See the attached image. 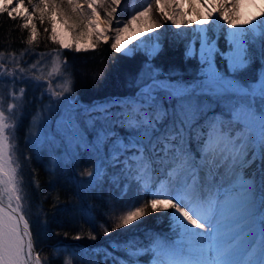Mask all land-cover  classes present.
<instances>
[{
  "label": "snow or ice",
  "instance_id": "snow-or-ice-1",
  "mask_svg": "<svg viewBox=\"0 0 264 264\" xmlns=\"http://www.w3.org/2000/svg\"><path fill=\"white\" fill-rule=\"evenodd\" d=\"M83 3L87 8L80 0H0V16L21 21L20 28L29 33L24 41L29 48L40 35L37 22L43 25L47 21L52 25L49 39L62 49H73L58 36L55 26L57 10L63 11L74 21L70 31L79 28L81 37L89 36L87 46L77 40L73 50H94L91 37L107 42L106 32L112 30L121 0ZM168 3L175 0H156L158 11L164 14ZM246 4L254 7L256 0H235L230 15L222 4L205 0L206 13L186 21L188 27L193 23L197 27L173 34V39L184 42L185 59L198 62L199 70L192 79L185 80L176 71L163 73L151 62L162 51V38H167L158 33L142 41L147 59L130 82L135 92L90 105L71 97L73 81L71 73L65 72L67 61L61 59L60 51L54 50V55L33 51L34 60L26 66L20 61L27 49L19 60L15 52L0 51V61L8 56L12 64L8 70L0 63V83L11 85L6 107L5 97L0 95V264H44L24 212L25 177L15 133L30 102L25 87L17 90V84L42 88L37 99L43 103L47 96L49 103L44 108L58 113L54 123L43 110L32 114L26 144L37 158L48 154L51 172L79 163L86 154L91 166L81 174L90 179L69 178V182L81 199L85 191L113 194L118 204L112 213L119 209L120 214L115 215L111 231H134L131 226L149 208L153 213H168L163 219L169 222V232L110 240L102 251V246H96L82 254V246L58 242L52 251L60 264H75L79 255L94 260L100 256L96 264H264V9L245 18L238 9ZM99 9L106 19H101ZM214 12H219L215 19ZM152 13L149 2L131 14L116 30L111 45L115 52H124L130 41H123V34L138 24L139 35L163 28ZM183 15L164 14L176 29L185 22ZM209 21L211 27H204ZM61 23L67 26L66 20ZM43 32L47 34L49 29ZM221 36L226 50L218 46ZM45 55H53L47 73L40 67ZM218 60L226 70L218 67ZM256 62L257 78L243 79ZM54 77L61 78L55 87ZM129 192L134 193L132 198H127ZM141 192L150 196L143 204ZM75 210L95 229L91 208ZM100 227L111 235L108 226ZM89 238L96 240L97 236L90 233Z\"/></svg>",
  "mask_w": 264,
  "mask_h": 264
},
{
  "label": "trees",
  "instance_id": "trees-1",
  "mask_svg": "<svg viewBox=\"0 0 264 264\" xmlns=\"http://www.w3.org/2000/svg\"><path fill=\"white\" fill-rule=\"evenodd\" d=\"M149 2L156 5V0H137L133 7H130L131 1L126 0L123 8L118 11V15L128 16L129 13L132 14L143 9ZM128 7H130L129 12H127ZM124 11L125 13H122ZM156 11L159 14L158 9ZM20 24L19 19L12 21L7 16H0V51L21 54L27 49V57H30L31 60H34L33 51L37 53L60 51L63 60L67 61L66 69L68 73H71L72 96L77 97L81 103L90 105L114 97L129 96L135 92V88L130 86V82L143 68L147 59L145 53L137 52L132 55L117 53L111 47L110 42L102 41L96 43L94 50L75 52L74 48L62 49L49 39L52 25L47 21L43 25L37 22L40 35L29 48L24 43L29 35L28 30L21 29ZM44 28L49 29L47 34L43 32ZM167 40L170 42H164L162 51L151 62L163 73L176 71L183 74L185 80L192 79L199 70L198 62L185 59V47L182 39H173L170 34L167 36ZM218 66L220 69L226 70L224 62L218 60ZM258 68L259 63H254L242 78L255 80ZM28 118L29 115L23 118V122L16 132V143L23 158H31L25 159L26 166L23 168L27 179L31 182L30 185L33 184V179L35 185H38L36 187L33 184L36 188L33 194L34 205L36 204L40 209L39 214H25V216L29 219L33 240L37 251L41 252L44 264H60L59 259H54L57 254L52 251V247L58 242L68 246L80 245L82 246L80 252L84 254L90 247L102 246L101 251L103 248H108L110 240H127L130 236H138L143 239L145 233H164L169 230L168 222L161 217L163 216L161 212L153 213L149 208L148 214L131 226L134 231L130 232L125 228L111 231V227L115 223V215L120 214L119 209H117V213H112V207L118 204V201L113 198V194L108 191H85L82 193L84 198L81 199V196L76 194L74 184L69 182V178L90 179L81 174L84 169L91 166L86 154L82 156L79 163L68 164L63 167V170L57 168L55 172L49 171L50 158L48 154L44 152L40 158H37L33 154L32 148L26 144L30 122ZM105 187L107 188V185ZM133 194V192H129L127 198H132ZM148 199L150 196L146 193L139 194L141 204ZM81 206L91 208V215L96 222L95 229L86 222L80 212L75 210ZM101 224L109 227L111 235L104 233L103 228L100 227ZM137 225H139L138 229ZM90 233L96 235L97 239L91 240ZM75 235H81L82 239H73ZM66 254L70 253H60L61 256ZM117 255H122V253H117ZM100 259V256H96L94 260L87 255H79L75 257V264H96V260Z\"/></svg>",
  "mask_w": 264,
  "mask_h": 264
},
{
  "label": "rangeland",
  "instance_id": "rangeland-1",
  "mask_svg": "<svg viewBox=\"0 0 264 264\" xmlns=\"http://www.w3.org/2000/svg\"><path fill=\"white\" fill-rule=\"evenodd\" d=\"M130 1H131L130 7H133L134 3L137 0H130ZM80 2H81V5L83 7L87 8V5H85L83 3V0H80ZM124 2H126V0H121L120 5L116 6L117 10L114 13V18H113L112 25H111L112 30L107 31V33H106V35L108 36L107 42H110L111 44H113L115 42L116 30L119 27H121L124 23H126L127 20L131 16L130 13L128 14V16H124L123 14H122V16L118 15V13H119L118 11H120L123 8ZM199 2L202 4V6H204L205 0H199ZM222 3H223L224 8L227 9L231 15L232 6H233V3H235V0H224ZM152 6H153V13H152L153 19L156 20L157 22H159L160 24H162L163 28H156L153 32H145L143 35H139L138 30L140 28V24H138L136 27H134L128 33L123 34V41H130V42L127 43V46L124 49V52H121V53L125 54L129 50H135L132 52V54L137 53V52L145 53V51L143 49L142 41L147 40L150 36H154L158 33H165L166 37L169 36L170 34L173 36V34L175 32H182L185 30H187L188 32H191L193 28L197 27V25L195 23H193L191 27L187 26L186 21L187 20L195 21V18L189 15L187 7L181 2V0H175V3L165 4V7H164V14H171L173 12L184 14L183 20L185 22L181 23V27L179 29H176L175 25H172L170 20H166L164 14L160 13L159 11L158 12L161 15L157 14V11H156V9H158L157 5H152ZM130 7H128L127 12H129ZM261 9H264V0H256V5L254 7H252L251 13L253 14L255 12L258 14ZM88 11H90V9H88ZM99 11L101 12V19L102 20L106 19L105 15H104V10L99 9ZM122 13H125V11ZM244 17L246 18L247 16H244ZM176 18L181 19L180 15H177ZM213 19H215L214 14H213ZM62 20L67 21V26H65L64 24L61 23ZM221 22H222L223 28L227 29L228 28L227 24L224 23L222 20H221ZM73 24H74V21L66 13H64L63 11L57 10L55 26L57 28L58 36L60 38L64 39L69 44H71L73 46V48H75V42L77 40H79V42L81 44L87 46L90 42L89 36L85 35V36L81 37L79 35V33H80L79 28L75 29L74 31H70V28L72 27ZM211 25H212V21H209V23L207 24V28L211 27ZM169 29H171V30L166 31ZM217 31H222V30L217 29ZM99 41L104 42L102 39ZM99 41H97V39L94 35L91 37V42H93L95 45ZM165 41H169V40H167V38H162V47H163V44ZM198 43L199 42L197 41V47H198ZM138 45H140L141 47L137 48ZM218 46L222 50L227 49V45L225 43V39L223 36H221L220 40L218 41ZM51 53L54 55V52H51ZM20 55L21 54H16L18 60H19ZM53 55H45L41 60L40 67L44 68L45 73H47L53 65ZM61 59H63L62 56H61ZM32 61L33 60H31L30 57L28 58L27 55H25L24 59L20 61V64H21V66H26L27 64L31 63ZM0 63H4L5 67L8 68V70L12 69V64L10 63V57L6 56L3 61H0ZM57 63H58V61H57ZM32 72H35V70H32ZM65 72L68 73L66 66H65ZM60 79H61L60 77H54L53 78V81H52L53 87H55L56 82ZM10 87H11V85H8L6 83H0V95H3L5 97V107L8 103L7 94H8V90ZM15 87L17 90L20 87H25V89H26V101L30 102L29 104L26 105V110L28 113L27 116L29 115V118H28L29 121L31 119V115L35 114L39 110H43L44 115L49 117L53 123L56 121L58 113L55 110H53L52 112H48L47 109L44 108V106L49 103L48 97L47 96L44 97L43 103H40V101L37 99L40 96L41 92L43 91L42 88L37 89L33 86L21 85V84H17ZM57 90H59V89H57ZM66 95H69V94H66ZM70 95L73 98V100L80 102L77 97L72 96V92L70 93ZM15 137H16V133H15ZM15 143H16V140H15ZM17 155H18V157H19V159L23 165V168H24L26 166L25 159L21 155L18 148H17ZM57 155H59V154H57ZM21 156H22V158H21ZM23 168H22V171H23V175L25 177V192H26V199L24 202V212H25V214H29V215H32L33 213L38 215L39 214L38 212L40 209L37 207L36 204L34 205L35 198H34V194H33V193H35L36 188L33 184L30 185L31 182L29 181V179H27V174L24 172ZM161 214L163 215V216H161L162 218L167 217L166 216L167 212H161ZM165 220L168 222L167 219H165ZM168 227H169V222H168ZM167 232H169V230L164 232V233H167Z\"/></svg>",
  "mask_w": 264,
  "mask_h": 264
},
{
  "label": "bare ground",
  "instance_id": "bare-ground-1",
  "mask_svg": "<svg viewBox=\"0 0 264 264\" xmlns=\"http://www.w3.org/2000/svg\"><path fill=\"white\" fill-rule=\"evenodd\" d=\"M224 0H208L209 3H215L217 6L219 5H223ZM181 2L187 7L189 15L194 17L195 20H197L199 18L200 15L205 14L206 13V9L204 6H202V4L199 2V0H181ZM240 10V12L244 15L247 16L248 13H251L252 11V6H248L247 4L245 5V7L243 9H238ZM253 14H257V13H253ZM214 16L215 18L217 16H219V12H214ZM220 23L222 24V22L220 21ZM101 28H104L105 25L101 24L100 25ZM204 27L207 28V24L204 25ZM107 33V32H106ZM253 167H255V165H253Z\"/></svg>",
  "mask_w": 264,
  "mask_h": 264
}]
</instances>
